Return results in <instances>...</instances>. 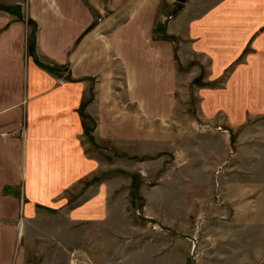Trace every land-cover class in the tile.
I'll list each match as a JSON object with an SVG mask.
<instances>
[{
  "label": "crops",
  "instance_id": "1",
  "mask_svg": "<svg viewBox=\"0 0 264 264\" xmlns=\"http://www.w3.org/2000/svg\"><path fill=\"white\" fill-rule=\"evenodd\" d=\"M161 2L167 0H110V20L123 14V21L107 37L88 31L95 17L84 0H17L23 20L0 10V264H21L16 245L26 218L39 206H66L68 193L78 202L67 209L70 222L110 216L119 173L111 177L114 187L108 179L86 182L118 167L92 156L90 142L161 158L175 139L167 126L176 93L174 50L154 39ZM29 18L37 24L34 56L27 51ZM166 34L184 40L188 59L205 57L212 77L228 71L223 87L210 89L211 118L221 114L224 123L236 124L264 116V0H186ZM228 129L215 137L225 143ZM243 151L247 146L239 144L238 169L255 173L249 179L222 175L223 209L212 183L220 164L210 156L214 188L209 202L196 205V215L240 217L256 182L264 232V128L255 137V158L246 160Z\"/></svg>",
  "mask_w": 264,
  "mask_h": 264
},
{
  "label": "rangeland",
  "instance_id": "2",
  "mask_svg": "<svg viewBox=\"0 0 264 264\" xmlns=\"http://www.w3.org/2000/svg\"><path fill=\"white\" fill-rule=\"evenodd\" d=\"M3 1L10 5L0 7H9L13 15L24 17L22 6L14 4L17 0ZM109 1L84 0L95 17L88 28L90 33L107 37L123 21V14L110 20ZM182 4L176 0L161 2L154 26V39L168 41L174 50L176 93L167 126L175 139L168 140L161 158L127 155L122 148H112L109 141L90 142L88 152L92 156L118 167L99 172L86 182L88 187L108 179L114 187L111 177L113 172L119 173V188L108 206L110 216L102 222H70L67 209L78 203L70 193L65 198L66 206H39L33 216L26 218L17 241L21 264H264V250L260 257L264 249L263 209L261 201L253 197L258 183L249 186L244 214L240 217L210 216V211L199 210L196 215V205L209 202L210 188H214L210 186V156L220 164L212 172L215 174L212 183L218 191L216 203L222 209L225 206L217 184L222 175L231 172L234 179L253 177L254 170L237 167L238 145L247 146V152L243 151L246 160L255 158V137L261 135L264 116L236 124L224 123L221 114L210 117L207 109L210 89L222 88L228 71L219 78L212 77L205 57L188 59L183 54L188 52L183 48L184 40L166 34L167 22ZM28 29L30 34L35 25L30 24ZM119 72L116 67V74ZM226 127L230 136L223 143L215 136ZM228 143L231 150L222 149L228 148ZM132 150L138 153L141 149ZM161 177L162 182L156 184ZM84 239L86 244L93 241L94 247L86 248ZM163 242L167 249H163ZM82 248H86L87 254Z\"/></svg>",
  "mask_w": 264,
  "mask_h": 264
},
{
  "label": "trees",
  "instance_id": "3",
  "mask_svg": "<svg viewBox=\"0 0 264 264\" xmlns=\"http://www.w3.org/2000/svg\"><path fill=\"white\" fill-rule=\"evenodd\" d=\"M1 10H4L5 12L7 13H10L12 14V12H10V9L9 7H0ZM17 16V19L19 20H23V18L21 17V15H16ZM26 24L29 26L30 24H34L35 25V29L32 30L29 34V31L27 33V51L29 53L30 56H34V50H35V39H36V31H37V24L32 21L31 19H27L26 20ZM29 35V36H28ZM46 69H48L50 72H57L59 69L57 68H53V67H47V66H44ZM132 185H133V182H132Z\"/></svg>",
  "mask_w": 264,
  "mask_h": 264
},
{
  "label": "water",
  "instance_id": "4",
  "mask_svg": "<svg viewBox=\"0 0 264 264\" xmlns=\"http://www.w3.org/2000/svg\"><path fill=\"white\" fill-rule=\"evenodd\" d=\"M178 3H184L186 0H176Z\"/></svg>",
  "mask_w": 264,
  "mask_h": 264
}]
</instances>
